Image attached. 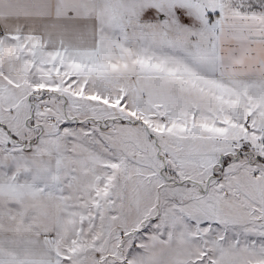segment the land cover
I'll return each mask as SVG.
<instances>
[{
    "label": "snow or ice",
    "instance_id": "obj_1",
    "mask_svg": "<svg viewBox=\"0 0 264 264\" xmlns=\"http://www.w3.org/2000/svg\"><path fill=\"white\" fill-rule=\"evenodd\" d=\"M0 264H264V0H0Z\"/></svg>",
    "mask_w": 264,
    "mask_h": 264
}]
</instances>
